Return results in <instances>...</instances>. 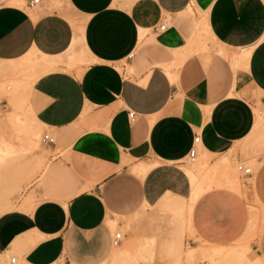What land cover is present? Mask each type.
I'll use <instances>...</instances> for the list:
<instances>
[{
	"label": "crops",
	"instance_id": "crops-1",
	"mask_svg": "<svg viewBox=\"0 0 264 264\" xmlns=\"http://www.w3.org/2000/svg\"><path fill=\"white\" fill-rule=\"evenodd\" d=\"M30 1L0 0V63L45 69L27 109L60 151L0 214V264H104L109 220L190 198L197 136L196 157L255 173L203 193L191 232L213 248L250 239L245 264H264V0H64L82 21Z\"/></svg>",
	"mask_w": 264,
	"mask_h": 264
},
{
	"label": "rangeland",
	"instance_id": "rangeland-1",
	"mask_svg": "<svg viewBox=\"0 0 264 264\" xmlns=\"http://www.w3.org/2000/svg\"><path fill=\"white\" fill-rule=\"evenodd\" d=\"M46 1L50 2L52 9L61 11L70 21H82L69 12L64 0H43L44 3ZM36 9L39 7L33 10ZM241 54L231 56V61L233 57L239 60ZM8 68V65L0 63V214L15 208L14 204L9 202V198H13L14 201L21 199L23 190L37 176L40 179L44 176L53 164L55 153L60 151L57 149L51 152V147L42 143L43 136L50 135L55 139V134L39 127L30 119L27 112L22 82L28 75L33 74H28V69L12 73ZM119 68L122 69V66ZM259 113L264 117V109ZM28 133L34 134L32 148L24 142L25 148V145H21L23 142L19 141L22 136L21 140L27 138ZM9 143L15 149V155H9V150L3 151ZM216 163L215 158L197 155L194 163L187 159L181 164V168L188 175L190 169L201 165L198 179L202 182ZM231 168L238 181L235 180V183L230 185L221 176L216 175L207 184L209 187L207 191L220 186L239 192L240 187L243 188L252 182L244 179L236 171V164ZM252 172L255 173V169L252 168ZM21 182H26L25 188L18 184ZM11 183L13 185H9ZM244 190L247 188L244 187ZM189 201L190 198L188 200L163 198L157 207H145L139 213L125 219L109 220L115 225L111 226L107 222L112 236L120 234L121 238L104 264H245L244 258L250 239L231 247H218L221 252L223 249L220 255L214 252L213 246L209 247L195 239L190 229L191 211L187 207ZM34 205L32 198L27 197L20 208L32 209ZM250 211L253 214L250 227H253L257 210L251 205Z\"/></svg>",
	"mask_w": 264,
	"mask_h": 264
},
{
	"label": "bare ground",
	"instance_id": "bare-ground-1",
	"mask_svg": "<svg viewBox=\"0 0 264 264\" xmlns=\"http://www.w3.org/2000/svg\"><path fill=\"white\" fill-rule=\"evenodd\" d=\"M10 5V4H9ZM28 57H31V56H28ZM34 57V56H33ZM30 59V58H29ZM45 60V59H43ZM24 61V60H23ZM5 65H8L9 68L8 70H11L9 72H12V71H23V65H22V61L19 60V61H15V62H9V63H3ZM24 64V63H23ZM46 64V61L45 63ZM43 65V64H42ZM47 66V65H46ZM3 68V67H2ZM25 68V67H24ZM30 68V67H28ZM46 68V67H45ZM4 69V68H3ZM34 69V68H33ZM40 68H38L37 70L35 69L33 72H37L39 70V72L42 74V72L44 71L45 72V69L42 71L40 70ZM48 69V68H47ZM46 69V70H47ZM31 70V68H30ZM29 69V73L31 72ZM25 71V70H24ZM42 71V72H41ZM7 72V71H6ZM35 74L32 73L33 75H28L27 79L24 80L22 83V90H23V95H24V100H25V103H28V94L30 92V88L33 84V82L35 81V79L38 77V74ZM2 73V72H1ZM5 73V71H4ZM13 73V72H12ZM28 73V74H29ZM39 73V75H41ZM3 74V73H2ZM28 106V105H27ZM28 110V109H27ZM28 114H29V117L30 119H32V121L34 123H36L38 125V123L33 119L32 115H30L29 111H27ZM41 126V125H40ZM27 132V131H26ZM24 134V133H23ZM25 135V134H24ZM27 138L25 137L24 139L21 140V137L20 138V142L23 144H21L22 146L25 145L24 142H26L30 148L34 147V134L33 133H28L26 134ZM37 140V139H36ZM26 145H25V148H26ZM9 150V155H15L16 154V151L15 149L12 147V145H7L5 146L4 150L3 151H8ZM25 151V150H24ZM205 155V154H204ZM207 155V154H206ZM228 160V159H227ZM200 169H201V165H198V166H194V169H190L188 171V176H189V180L191 182V186H192V192H191V196H190V201H189V204H188V210L191 211V208L193 207V203L204 193L208 190V183L211 181L212 178H214L216 175L218 176H221V178H223L224 180H226L230 185H233L235 183V172L234 170L230 167V165L228 164V161H226V159H223L219 162H217L215 165H214V168L208 172H210L209 174H207L203 181L200 182L199 181V177H200ZM210 170V169H209ZM142 174L143 171H140L139 174ZM203 173V172H202ZM202 175V174H201ZM214 180V179H213ZM217 180V179H215ZM238 181V180H236ZM217 182V181H215ZM215 186V185H214ZM227 186V185H226ZM220 187V186H219ZM229 187V186H228ZM235 187V186H234ZM216 188V187H215ZM230 188V187H229ZM110 225L112 226H115L113 222H110ZM214 252L218 255L221 251L220 248H213ZM222 252H223V249H222ZM221 252V254H222ZM220 255V254H219Z\"/></svg>",
	"mask_w": 264,
	"mask_h": 264
},
{
	"label": "built area",
	"instance_id": "built-area-1",
	"mask_svg": "<svg viewBox=\"0 0 264 264\" xmlns=\"http://www.w3.org/2000/svg\"><path fill=\"white\" fill-rule=\"evenodd\" d=\"M40 1L41 0H31L30 3L28 4V7L33 9L35 7H37L39 4H40ZM165 27L166 25L163 24L159 27V30L160 31H164L165 30ZM263 38H264V33H263ZM128 117L129 119L133 120L134 119V114L133 113H129L128 114ZM199 137L197 136L195 139H194V143H193V146L190 153H189V161L190 163H194L195 160H196V154H197V151H196V148L195 146L199 144ZM42 143L47 145V146H50V145H54V139L50 136V135H45L43 136L42 138ZM236 171L242 176V177H249L253 174L252 172V169L250 167H244L240 164H237L236 165ZM120 238H121V235L120 234H115L114 235V241H113V244L114 245H117L119 242H120ZM7 264H18V260L16 257L14 258H10L7 262Z\"/></svg>",
	"mask_w": 264,
	"mask_h": 264
}]
</instances>
